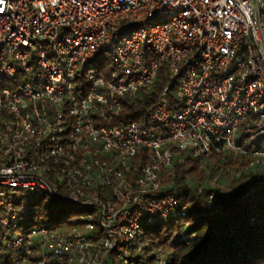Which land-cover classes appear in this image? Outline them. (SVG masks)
Returning a JSON list of instances; mask_svg holds the SVG:
<instances>
[{
	"label": "built area",
	"instance_id": "1",
	"mask_svg": "<svg viewBox=\"0 0 264 264\" xmlns=\"http://www.w3.org/2000/svg\"><path fill=\"white\" fill-rule=\"evenodd\" d=\"M161 72L144 122H116ZM0 82V264H147L145 227L188 215L175 165L264 168V0H0ZM40 199L81 224H35Z\"/></svg>",
	"mask_w": 264,
	"mask_h": 264
},
{
	"label": "trees",
	"instance_id": "2",
	"mask_svg": "<svg viewBox=\"0 0 264 264\" xmlns=\"http://www.w3.org/2000/svg\"><path fill=\"white\" fill-rule=\"evenodd\" d=\"M168 82L169 78L161 72L149 93L142 92L136 100L123 99V111L115 121L144 122L146 116L155 108L158 97ZM0 83L3 85V82ZM210 159L211 161L202 167L194 159H187L175 167L180 177L191 167L192 180L199 184L215 172H220L221 166L241 170L240 179L233 177L228 185L233 188V193L221 195L219 189L209 186H204L199 193L198 188L186 184L188 195L181 199L180 204H187L188 215L162 221L144 229L145 236L152 242V245L146 248L147 264H158L155 254L150 251L156 245H164L168 241L171 243L167 249L169 264H264V184L250 188L242 183L245 174L255 177L258 174L256 172L261 170L264 175V168L247 173L243 171V167L248 160L234 157L229 152L224 153V158L222 154L213 152ZM253 173L255 175H252ZM211 192H215V202L208 208L206 200ZM43 201L45 199H40L33 206ZM70 210L72 211V208ZM35 216L34 213L32 221ZM53 216H57L58 221L51 225L81 224L76 214L68 215L60 211L58 215ZM182 230L186 240L179 242ZM137 262L142 263L140 259H137Z\"/></svg>",
	"mask_w": 264,
	"mask_h": 264
},
{
	"label": "rangeland",
	"instance_id": "3",
	"mask_svg": "<svg viewBox=\"0 0 264 264\" xmlns=\"http://www.w3.org/2000/svg\"><path fill=\"white\" fill-rule=\"evenodd\" d=\"M219 171L220 172H215V174L206 178L207 180L205 179L206 182L203 184V187L209 186V187H212L215 189H219V193L221 195H227V194L233 193V191H234L233 188L229 187L228 185L230 184V181L234 177V171L231 169H230V171L229 170H219ZM260 172H261V170H258L256 173L259 174ZM245 175L246 176L242 179V182L246 177H248L249 174H245ZM252 175H255V173H253ZM213 178H215L217 180L218 186H214V184L211 183V180ZM188 183L192 188H199L200 187V184L195 182L194 180H192V178H190L188 180ZM34 203H36V200H33V202L29 205V209H31L36 214V216L34 218V222L37 225L42 224V223L43 224L45 223L46 225H50L54 222L56 223L58 221V217L53 216V215H58L60 211H63L65 213H67L68 215H75L76 214V216L78 215V212H79V210L77 208L65 206V205L60 204V203H53V202L48 201L46 199H45V201H43L42 203H40L36 206H33ZM70 208H72V211L70 210ZM25 222L28 225V221H25Z\"/></svg>",
	"mask_w": 264,
	"mask_h": 264
}]
</instances>
